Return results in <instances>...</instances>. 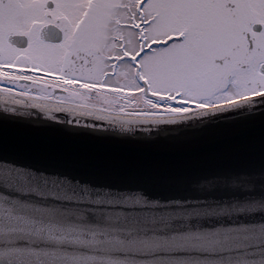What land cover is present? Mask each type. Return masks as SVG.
Wrapping results in <instances>:
<instances>
[{"label":"snow or ice","instance_id":"1","mask_svg":"<svg viewBox=\"0 0 264 264\" xmlns=\"http://www.w3.org/2000/svg\"><path fill=\"white\" fill-rule=\"evenodd\" d=\"M0 264H264V0H0Z\"/></svg>","mask_w":264,"mask_h":264}]
</instances>
